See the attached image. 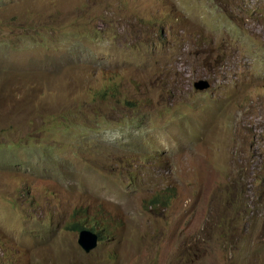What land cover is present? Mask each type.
<instances>
[{
    "label": "rangeland",
    "instance_id": "374dc122",
    "mask_svg": "<svg viewBox=\"0 0 264 264\" xmlns=\"http://www.w3.org/2000/svg\"><path fill=\"white\" fill-rule=\"evenodd\" d=\"M0 264H264V0H0Z\"/></svg>",
    "mask_w": 264,
    "mask_h": 264
},
{
    "label": "water",
    "instance_id": "95a60500",
    "mask_svg": "<svg viewBox=\"0 0 264 264\" xmlns=\"http://www.w3.org/2000/svg\"><path fill=\"white\" fill-rule=\"evenodd\" d=\"M210 86L211 84L206 80H200L194 84L195 90L201 92L208 90ZM98 233V230L95 229L94 231H92L89 228L83 229L79 232L78 244L86 254H89L97 248L99 242Z\"/></svg>",
    "mask_w": 264,
    "mask_h": 264
},
{
    "label": "trees",
    "instance_id": "16d2710c",
    "mask_svg": "<svg viewBox=\"0 0 264 264\" xmlns=\"http://www.w3.org/2000/svg\"><path fill=\"white\" fill-rule=\"evenodd\" d=\"M163 202L165 203L166 200H163ZM85 227H86V226L79 225L76 231L80 232V231L83 230V229H87V227H86V228H85ZM95 228H96V226L93 227V229H91V230L94 231ZM89 229H90V228H89ZM102 233H103V232H102ZM98 235H99V241L102 242V241L104 240V236H103L100 232L98 233Z\"/></svg>",
    "mask_w": 264,
    "mask_h": 264
},
{
    "label": "clouds",
    "instance_id": "9594fccd",
    "mask_svg": "<svg viewBox=\"0 0 264 264\" xmlns=\"http://www.w3.org/2000/svg\"><path fill=\"white\" fill-rule=\"evenodd\" d=\"M99 243V242H98Z\"/></svg>",
    "mask_w": 264,
    "mask_h": 264
}]
</instances>
